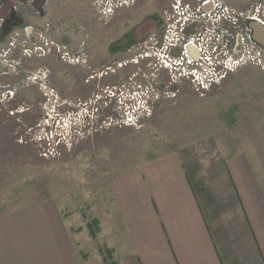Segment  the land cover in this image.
<instances>
[{"label": "rangeland", "instance_id": "374dc122", "mask_svg": "<svg viewBox=\"0 0 264 264\" xmlns=\"http://www.w3.org/2000/svg\"><path fill=\"white\" fill-rule=\"evenodd\" d=\"M224 1L244 8L243 34L219 27L221 0H0V29L25 23L0 38V210L63 200L89 264H111L115 176L192 145H251L264 0Z\"/></svg>", "mask_w": 264, "mask_h": 264}, {"label": "crops", "instance_id": "0c3cea01", "mask_svg": "<svg viewBox=\"0 0 264 264\" xmlns=\"http://www.w3.org/2000/svg\"><path fill=\"white\" fill-rule=\"evenodd\" d=\"M13 16L0 29L4 41L25 24ZM261 104L252 144L235 154L192 145L114 177L124 227L113 224L111 235L124 240L108 247L111 264H264ZM57 199L0 210V264H89L77 237L84 230L71 222L78 215Z\"/></svg>", "mask_w": 264, "mask_h": 264}, {"label": "flooded vegetation", "instance_id": "af4514ba", "mask_svg": "<svg viewBox=\"0 0 264 264\" xmlns=\"http://www.w3.org/2000/svg\"><path fill=\"white\" fill-rule=\"evenodd\" d=\"M220 9L216 8V12H219V10H222L223 15L225 19L229 20L223 22L222 24L219 25V27L227 30L228 34L231 35V37L238 36L240 33L243 34L244 31V8L237 7L235 8H230L228 5H226V2L224 0H221L218 4ZM264 6V3L260 4V8ZM259 9V6H258ZM231 22V23H230ZM158 27L161 31L164 30L165 26V18L161 14L160 15V20L158 19ZM3 26V25H2ZM154 37H157L158 41V47L157 48H162L165 43H164V38L162 34H152ZM234 40V39H233ZM107 74V72H106Z\"/></svg>", "mask_w": 264, "mask_h": 264}, {"label": "bare ground", "instance_id": "6f19581e", "mask_svg": "<svg viewBox=\"0 0 264 264\" xmlns=\"http://www.w3.org/2000/svg\"><path fill=\"white\" fill-rule=\"evenodd\" d=\"M257 38L264 43V25L256 24L255 25Z\"/></svg>", "mask_w": 264, "mask_h": 264}, {"label": "water", "instance_id": "95a60500", "mask_svg": "<svg viewBox=\"0 0 264 264\" xmlns=\"http://www.w3.org/2000/svg\"><path fill=\"white\" fill-rule=\"evenodd\" d=\"M254 34H255V39L257 40V41H259L261 44H263L264 45V43L263 42H261L258 38H257V35H256V30H255V28H254Z\"/></svg>", "mask_w": 264, "mask_h": 264}, {"label": "built area", "instance_id": "2783aa9c", "mask_svg": "<svg viewBox=\"0 0 264 264\" xmlns=\"http://www.w3.org/2000/svg\"><path fill=\"white\" fill-rule=\"evenodd\" d=\"M258 22H260L259 24L264 25L263 22H261V21H258ZM26 52H28V53H26L28 56H31L32 55V54L29 53V50H26Z\"/></svg>", "mask_w": 264, "mask_h": 264}]
</instances>
